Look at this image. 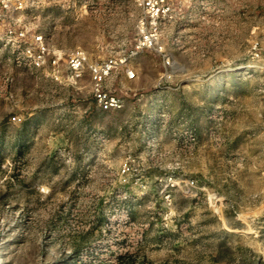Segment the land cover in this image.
Listing matches in <instances>:
<instances>
[{
	"label": "rangeland",
	"instance_id": "rangeland-1",
	"mask_svg": "<svg viewBox=\"0 0 264 264\" xmlns=\"http://www.w3.org/2000/svg\"><path fill=\"white\" fill-rule=\"evenodd\" d=\"M21 1L4 13L0 37L10 26L42 34L62 81L18 64L21 49L0 39V264H264V67L253 59L255 42L264 49V0L182 2L156 50L112 74V89L127 70L139 74L136 85L158 101L150 125L178 135L179 159L151 134L165 148L153 176L136 162L122 176L118 148L104 170L102 141L89 137L102 126L82 117L89 72L73 85L66 65L77 48L91 62L128 56L142 9L135 0ZM119 119L113 138L136 139L139 129ZM185 153V170L171 171ZM173 177L195 184L171 188Z\"/></svg>",
	"mask_w": 264,
	"mask_h": 264
},
{
	"label": "built area",
	"instance_id": "built-area-1",
	"mask_svg": "<svg viewBox=\"0 0 264 264\" xmlns=\"http://www.w3.org/2000/svg\"><path fill=\"white\" fill-rule=\"evenodd\" d=\"M27 1L33 2L32 0ZM185 1L192 0H135L143 12V16L137 23L139 39L135 49L125 57L112 56L99 62H91L87 52L82 48H77L71 52L67 60L68 81L76 85L88 71L95 104L104 112L123 109L124 100L107 88V81L119 66L126 64L129 57L135 56L143 50H156L160 43L163 22L172 20L177 5ZM16 3H19V6H15ZM22 3L21 0H0V29L3 26L4 13L22 8ZM0 39L4 40L6 44L16 45L18 49H21L16 58L18 64L42 70L47 72L53 80L62 81L60 56L50 49L42 34L34 32L28 26L20 29L10 26L5 36ZM253 51V59L262 62L264 67V49L259 42L254 43ZM126 75L129 79H134L136 72L127 70ZM13 120H17V117H13ZM191 139L194 140V138ZM135 167V160L131 157L126 158L121 166V175H129L135 170ZM170 179L173 181L170 184L171 188H180V184L187 187H192L195 184L194 180H175L174 177Z\"/></svg>",
	"mask_w": 264,
	"mask_h": 264
},
{
	"label": "crops",
	"instance_id": "crops-1",
	"mask_svg": "<svg viewBox=\"0 0 264 264\" xmlns=\"http://www.w3.org/2000/svg\"><path fill=\"white\" fill-rule=\"evenodd\" d=\"M46 78L50 79L51 82L60 85L55 80L52 79V77L49 76L47 72ZM199 75L196 76H210V77H223L222 72H215L213 74L208 75L207 72H199ZM139 74L136 73V77L134 79H129L127 75L125 74L123 76V79L120 80V88L112 89L109 88L108 83L111 80L107 81L106 86L113 92H115L119 97H121L124 100V108L121 110H114L110 112H104L101 110L94 102L92 92H91V98L90 100L86 101L83 104V107L85 109L83 114V119L88 122V125H92L93 127H96L98 125L99 127L102 126V132H99L98 134L92 131L89 133V137H91L90 141L99 140L102 141L103 149L100 152V155L103 157V167L104 170L106 168V165L109 166L111 164V151L113 148L121 149L123 152L126 153V157H124L123 162L126 158L131 157L135 160L136 166L138 167L139 171L143 173L151 174L150 176H153L154 173H159L161 171L160 165L158 164L159 154H160V148L161 145L157 146L153 145L151 141L149 140L151 137V134L156 133L159 135V138L163 137V135L168 138V145L165 149V154L168 155L169 158H180L179 151L177 149V137L176 131H159L152 127L150 125V121L152 118H146V113H149L150 110H152L158 101L153 100V98H147L144 88L139 87L136 85V81H138ZM137 86V87H134ZM73 89H76L73 87ZM139 95V96H138ZM146 96V97H145ZM151 99V100H147ZM130 114L131 116H126L125 114ZM113 115H119L120 119L116 125L119 126V128H123L126 125H134L135 128L139 129V135L136 137V139H129V141L126 143V139L123 135H119L116 138H113L112 135V117ZM102 118V122H101ZM139 125V128L138 126ZM178 154V155H177ZM95 154L90 155V157H94ZM166 156V155H165ZM167 158V156H166ZM191 157L189 155H183V159L181 160L183 167L182 170L176 169L171 165L170 169L171 171H175V173H179L180 171H184L186 168V165L191 161ZM122 166V164H121ZM169 167V166H168Z\"/></svg>",
	"mask_w": 264,
	"mask_h": 264
}]
</instances>
